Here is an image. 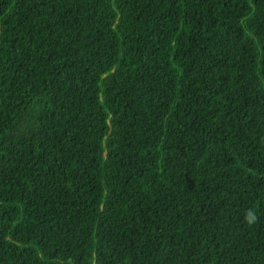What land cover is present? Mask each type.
I'll list each match as a JSON object with an SVG mask.
<instances>
[{
    "label": "trees",
    "instance_id": "16d2710c",
    "mask_svg": "<svg viewBox=\"0 0 264 264\" xmlns=\"http://www.w3.org/2000/svg\"><path fill=\"white\" fill-rule=\"evenodd\" d=\"M0 264H264V0H0Z\"/></svg>",
    "mask_w": 264,
    "mask_h": 264
}]
</instances>
